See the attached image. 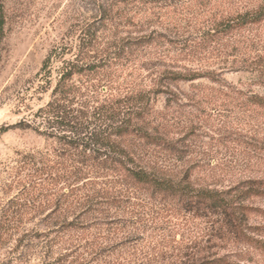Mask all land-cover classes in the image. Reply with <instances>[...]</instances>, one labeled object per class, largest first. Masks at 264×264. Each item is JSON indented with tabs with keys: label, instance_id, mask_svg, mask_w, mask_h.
<instances>
[{
	"label": "rangeland",
	"instance_id": "374dc122",
	"mask_svg": "<svg viewBox=\"0 0 264 264\" xmlns=\"http://www.w3.org/2000/svg\"><path fill=\"white\" fill-rule=\"evenodd\" d=\"M260 6L264 0H0V264L55 262L85 242L82 230L53 231L72 213L63 205L50 216L55 207L50 184L33 195L20 194L22 182L30 179L20 160L60 148L30 126L52 98L57 66L76 52L81 32L91 24L118 56L96 76L106 88L101 93L113 101L138 91L156 98L153 116L142 125L160 127L177 152L155 150L158 157L151 159L173 169L169 174H186V182L227 191L248 209L243 232L217 239L214 216L173 212L174 200L147 199L139 187L134 201L150 203V221L138 223L145 243L170 253L180 246L196 257L217 254L235 264H264L258 244L264 242V106L253 99L264 97V18L232 33L214 29ZM55 47L63 57L45 67ZM168 71L198 76L173 83ZM141 143L145 163L153 150Z\"/></svg>",
	"mask_w": 264,
	"mask_h": 264
},
{
	"label": "trees",
	"instance_id": "16d2710c",
	"mask_svg": "<svg viewBox=\"0 0 264 264\" xmlns=\"http://www.w3.org/2000/svg\"><path fill=\"white\" fill-rule=\"evenodd\" d=\"M263 18L264 7L260 6L252 13L221 22L214 29L217 34L232 33ZM3 24L0 16V31ZM56 49L49 52L45 67L48 62L53 65L63 57ZM76 49L71 58L57 66L52 98L34 114V124L30 126L39 135L56 139L60 148L23 154L20 160L21 170H27L26 176L30 177L29 181L22 182L20 194L33 195L35 190L50 184V195L55 199L50 216L63 205L71 208L72 213L71 220L64 218L56 222L53 231L61 235L82 230L81 239L85 241L74 244L70 253L67 250L61 253L55 262L43 264H235L226 256L196 257L180 246L172 247L170 253L162 245L145 243L146 231L138 223L150 221V203L146 199L134 201L139 199L136 196L139 187L138 191L146 194L147 199L174 200L173 212H208L216 221L213 227L217 239L243 232L242 220L248 209L227 191L186 182L189 178L186 174L181 177L177 173L169 174L173 169L151 159L158 157L152 154L155 150H168L176 156V143L160 127L150 130L142 125L148 124V118L155 112L152 105L155 97L152 99L146 92L138 91L113 101L101 93L106 88L96 83L102 81L96 76L102 75V70L118 56L111 46L103 44L93 24L81 32ZM166 73L173 83L192 81L198 76L191 72ZM77 75L81 80L75 78ZM253 99L264 106V97ZM142 141L153 150L147 152L149 159L145 163H142L145 154L138 147ZM60 183L65 186L59 188ZM134 215L142 218L141 221H135ZM126 228L131 230L125 231ZM88 235L93 238L85 239ZM258 244L264 249V242ZM110 257L113 259L107 260Z\"/></svg>",
	"mask_w": 264,
	"mask_h": 264
}]
</instances>
